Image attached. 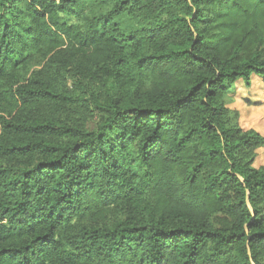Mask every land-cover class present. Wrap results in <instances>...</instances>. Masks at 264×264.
I'll return each instance as SVG.
<instances>
[{"label":"trees","instance_id":"16d2710c","mask_svg":"<svg viewBox=\"0 0 264 264\" xmlns=\"http://www.w3.org/2000/svg\"><path fill=\"white\" fill-rule=\"evenodd\" d=\"M253 76L264 0H0V264H264Z\"/></svg>","mask_w":264,"mask_h":264},{"label":"rangeland","instance_id":"374dc122","mask_svg":"<svg viewBox=\"0 0 264 264\" xmlns=\"http://www.w3.org/2000/svg\"><path fill=\"white\" fill-rule=\"evenodd\" d=\"M226 104L238 116L243 129L264 135V83L260 79L253 76L251 86L236 82ZM254 165L264 167V146L258 149Z\"/></svg>","mask_w":264,"mask_h":264}]
</instances>
